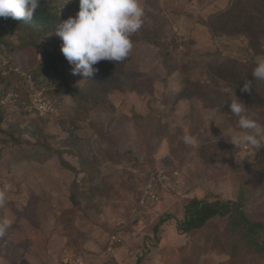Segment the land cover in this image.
<instances>
[{"label": "rangeland", "instance_id": "1", "mask_svg": "<svg viewBox=\"0 0 264 264\" xmlns=\"http://www.w3.org/2000/svg\"><path fill=\"white\" fill-rule=\"evenodd\" d=\"M186 1L181 0L178 5L177 1L172 0L171 4L175 9L173 14L170 13V5H165L164 0L139 1L144 10L143 23L131 36L133 48L129 53L131 57L124 64V71L141 88L134 86L135 89L129 88L123 92L111 90L108 93L109 101L115 107L112 123L105 122L104 112L79 103L70 92L63 91L62 105L55 107L50 94L51 89L63 90L58 83H53L54 86L33 83L34 90L30 89L28 83L22 94V100L28 102L27 91H41L48 100L51 111L47 109L42 115L35 117L30 113L14 114L11 108L8 109V116L0 123L1 128L13 131L18 141L29 144L12 143L9 139L2 143L0 135V147L4 155L0 162V189L8 186L5 200L0 204V218L12 222L4 235L0 236V264H62L66 258H80L82 264H134L140 255L144 257L143 264H165L158 251L161 246L167 249L163 258H168L171 251H177L179 256L189 252L190 238L183 231V206L191 195L202 196L208 192L222 200L234 196L236 187L231 184L233 180L229 179L231 170L235 166L257 161L262 149L256 151L248 146L238 148L229 137L226 140L227 151L219 158L214 159L210 153L206 154L207 163L212 164L205 168L198 152H203L206 148L203 141L215 138L222 114L217 116L218 122L208 124L212 116L199 100L200 92L193 99L177 100L176 95L183 87V78L178 70L168 76L164 83L159 80H156L159 83L151 81V78L159 79L163 75L157 47L169 41L171 33H164L167 22L178 43L174 51L177 62L194 67L196 73L202 70L201 62L209 61L215 54L236 57L240 61L251 55L246 47L247 39L243 36L219 35L201 24L213 19L231 0ZM66 2L64 0L59 6L58 12L61 15L65 14ZM162 18L165 20L164 24ZM6 38L12 43L18 41V36L13 33L7 34ZM137 39H144L148 44ZM6 48L7 55L2 52L0 54L2 64H7L9 56L11 57L8 47ZM31 56L34 62L40 59L39 54ZM54 60L59 63L66 60L61 49ZM17 61L23 62L21 65H29L25 52L19 54ZM16 62H10L8 70L21 75L24 71L13 68L17 67L14 65ZM74 78L76 85L84 80L80 75H74ZM217 90L230 108L231 99H235L232 87L221 85ZM15 98L18 96L9 93L5 104H13ZM238 98L248 106V96L242 94ZM13 108L15 109L14 106ZM159 116L169 120L173 126L181 127L182 133L177 140L167 136L162 141L151 165L147 160L151 155L152 144L156 141L155 121ZM253 117L258 124L262 120L257 114ZM62 119L78 122L82 126L78 135L84 136V139L69 142L71 144L65 142L72 127L69 123L61 126L59 122ZM33 123L38 126L34 138L28 133L33 129ZM186 132L196 138L197 146H189L183 142ZM107 133L113 142L105 135ZM96 142L108 157L100 168L107 172L106 178L95 189L109 199L110 207H105L107 212L112 211L110 221L131 229L130 244L125 241L116 248H102L105 238L99 229L87 235V221L79 213L68 212V185L73 179V173L61 167L56 152L59 149L64 160L75 164V155L92 150ZM45 146L54 150L46 161L39 162L28 156L34 152L46 151ZM117 152L123 153V161L127 162L131 158L129 164H124L121 160L111 162L110 156ZM133 156L138 157V165H133ZM231 157L232 162L229 163L228 159ZM239 159L242 160L237 163ZM261 168L259 172L264 175V166ZM156 176L161 178L160 186L154 187L159 194L158 199H150L148 193L144 203H136L135 190L138 187L143 190L145 183L150 180L151 189ZM214 196L212 199H215ZM166 214L171 216L163 221ZM77 229L81 233L77 239L78 246L75 247L68 239ZM205 258L210 263H224L227 257L208 253Z\"/></svg>", "mask_w": 264, "mask_h": 264}, {"label": "trees", "instance_id": "2", "mask_svg": "<svg viewBox=\"0 0 264 264\" xmlns=\"http://www.w3.org/2000/svg\"><path fill=\"white\" fill-rule=\"evenodd\" d=\"M164 1L165 5H170V13L173 14L175 9L171 4L172 0ZM175 1L178 5L181 2V0ZM63 3L64 0H40L32 20L17 21L10 18H0V54L2 52L3 55H7L6 47H8L11 55L7 64H2L0 60V123L8 116L9 108L14 114L30 113L34 114L35 117L39 115L31 107L29 91L26 95L28 102L22 100V94L28 83H30V87L33 83H48L53 86L55 85L53 83H58V86L62 87L63 90L51 89L50 94L55 107H61L63 91L70 92L79 103L90 105L92 110L104 112L106 123H112L115 112L114 105L109 101L108 93L111 90L123 92L129 88L135 89L134 86L141 88L124 71V64L131 57V54L123 61L116 63L108 60L100 61L95 65L99 71L93 78L84 79L78 85L74 83L75 78L71 71L73 66L67 60L61 63L54 60L55 55L60 52L62 43L54 31L60 20L75 16L79 9V0H67L64 5L65 14L61 15L58 10ZM162 21L164 24L163 18ZM201 24L219 35L246 38V47L251 51L250 57L240 61L236 57L215 54L209 61H202V70L196 73L194 67L177 62L174 51H176L178 43L167 22L164 33H171V36L167 43L157 47L163 75L159 79L151 78V81L159 83L156 81L159 80L164 83L168 76L178 70L183 78V87L177 93L176 99L190 100L196 93L200 92L199 100L203 102L204 109L212 116L209 118L208 124L218 122L217 116L219 113L222 114L223 118L218 123L215 138L203 141L206 148L203 152H198L206 168L212 164V162L207 163L206 154L210 153L214 159L223 155L224 151H227L225 147L228 145L226 142L229 138L228 135L231 130H235L237 127L238 118L231 114L224 97L217 90L221 85L232 87L234 97L242 94L248 96L249 113L260 116L262 120L259 124L264 126V82L254 80L251 75L257 58H264V0H231L227 7L223 8L213 19L201 22ZM10 33L18 36L17 43H12L6 38V35ZM137 41L148 44L144 39H137ZM21 52L27 54L28 66L21 65L23 62L17 61ZM30 52H33L31 54H35V56L39 54L40 59L34 62ZM12 61H17V64H14L17 67L13 68L24 71L21 75L19 72L14 73L8 70L9 63ZM243 78L253 80L249 93L240 91L244 83ZM9 93H13L19 98H15L13 104H5V98ZM27 99L25 98V100ZM14 101L16 102L14 103ZM28 108L29 110H27ZM59 123L61 126L69 123L72 127L68 137L64 139L65 142L84 139V136L78 135L79 129L82 127L78 122H74L72 119H62ZM155 124L156 141L152 144L151 155L147 160V163L151 165H153L155 154L162 146V141L169 136L177 140L180 137L179 134L182 133L181 127L173 126L169 120H164L162 116L156 118ZM37 127L33 123V129L28 132L33 138L36 136ZM170 129H173V132ZM24 131L26 130L24 129ZM0 135L2 143L8 139L12 143H27L18 141L16 133L8 129L4 130L1 126ZM105 135L113 142L108 133ZM95 148L96 150H94ZM45 149L44 152H34L28 156H32L39 162L46 161L49 154L54 150L49 146H45ZM56 152L61 167L73 173V179L68 185L67 199L70 206L68 212L79 213L87 221L85 229L87 235L95 229H99L105 238L101 244L102 248L108 246L116 248L124 244L125 241H129L130 244L131 229L116 221H110V212L112 211L107 212L106 209L109 206V199L95 189L106 178L107 172L101 171L100 168L103 161H107L108 155L101 150L97 142L93 145L92 150L75 155V164L64 160L59 149ZM3 156L0 147V162L3 160ZM110 157L111 162L121 160L124 164H129L131 160L128 158L127 162L123 161L121 159L124 157L123 153L119 152ZM228 162H232V157L228 159ZM132 163L138 165L137 156H133ZM262 166H264V149L259 153V158L254 163L235 166L231 170L229 179L233 180L231 184L236 187L235 194L231 199L222 200L208 192L202 196L191 195L188 202L183 206V231L190 238L189 252L184 256H179L177 251H171L168 258H163L166 248L161 246L158 251L163 259L162 262L165 264L175 261H179L180 264H264V175L259 172ZM125 172L123 171V173ZM160 181V176H156L150 189L152 195L150 199L154 201L159 197L154 187L160 186ZM119 182L122 181L119 179ZM135 195L137 203L142 195V190L139 187L135 190ZM213 196L215 199H212ZM170 216V214H166L162 220L164 221ZM0 221H2L1 218ZM80 233L77 229L76 233L69 236L68 240L72 246H78L77 239ZM112 237L113 240H111ZM208 253L225 255L227 258L224 263H210L205 258ZM143 263H145L144 257L140 255L134 264Z\"/></svg>", "mask_w": 264, "mask_h": 264}, {"label": "clouds", "instance_id": "3", "mask_svg": "<svg viewBox=\"0 0 264 264\" xmlns=\"http://www.w3.org/2000/svg\"><path fill=\"white\" fill-rule=\"evenodd\" d=\"M39 2L0 0V18L32 20ZM143 15L139 0H79L75 16L60 20L54 31L62 41L60 49L63 56L73 66L72 74L84 79L93 78L99 71L95 65L100 61H123L133 48L131 36L141 28ZM251 75L254 80L264 82V58L255 61ZM243 79L240 91L249 93L253 80ZM230 111L238 118L236 129L228 135L231 142L238 148L264 149V126L257 123L248 107L236 96L231 99ZM183 142L189 146H197L198 143L187 132ZM241 160H237V163ZM7 190V185L0 189V204L4 202ZM11 223L9 219L0 221V236L4 235Z\"/></svg>", "mask_w": 264, "mask_h": 264}, {"label": "built area", "instance_id": "4", "mask_svg": "<svg viewBox=\"0 0 264 264\" xmlns=\"http://www.w3.org/2000/svg\"><path fill=\"white\" fill-rule=\"evenodd\" d=\"M30 89L34 90L33 86H31ZM30 94H31V107H33L38 112V114L42 115L44 111H46L47 109L48 110L50 109L49 102L48 100H46L45 96H43L41 91L39 92L37 91V93H30ZM150 183H151V180L145 183L143 187L144 189L142 190L143 194L140 197L139 202L144 203L148 193H149V196H152L150 192V187H151ZM111 240H113V237L111 238ZM62 264H82V260L80 258H74V259L66 258V260H64Z\"/></svg>", "mask_w": 264, "mask_h": 264}]
</instances>
